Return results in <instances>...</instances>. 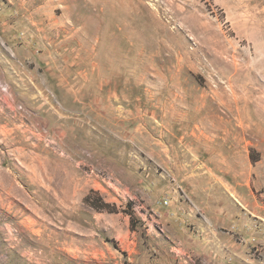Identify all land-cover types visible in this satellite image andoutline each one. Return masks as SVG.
I'll use <instances>...</instances> for the list:
<instances>
[{"label": "rangeland", "instance_id": "rangeland-1", "mask_svg": "<svg viewBox=\"0 0 264 264\" xmlns=\"http://www.w3.org/2000/svg\"><path fill=\"white\" fill-rule=\"evenodd\" d=\"M263 105L264 0H0V264H264Z\"/></svg>", "mask_w": 264, "mask_h": 264}, {"label": "bare ground", "instance_id": "bare-ground-1", "mask_svg": "<svg viewBox=\"0 0 264 264\" xmlns=\"http://www.w3.org/2000/svg\"><path fill=\"white\" fill-rule=\"evenodd\" d=\"M235 97V96H234ZM227 104V103H226ZM255 104V102H252L251 104H250V106H253ZM258 105H259V103H258ZM261 106H259V108H260ZM261 109H262V112H263V114H264V105L261 107Z\"/></svg>", "mask_w": 264, "mask_h": 264}, {"label": "trees", "instance_id": "trees-1", "mask_svg": "<svg viewBox=\"0 0 264 264\" xmlns=\"http://www.w3.org/2000/svg\"><path fill=\"white\" fill-rule=\"evenodd\" d=\"M104 206H105V207H106V206H108V205H107V203H105V205H104ZM132 221H133V219H132Z\"/></svg>", "mask_w": 264, "mask_h": 264}]
</instances>
